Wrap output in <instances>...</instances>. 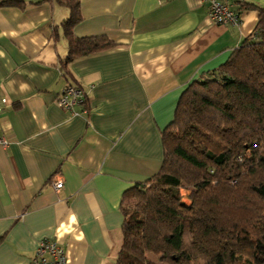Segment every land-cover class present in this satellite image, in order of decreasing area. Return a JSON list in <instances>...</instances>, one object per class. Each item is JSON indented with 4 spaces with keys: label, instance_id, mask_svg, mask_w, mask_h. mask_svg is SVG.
Returning <instances> with one entry per match:
<instances>
[{
    "label": "crops",
    "instance_id": "1",
    "mask_svg": "<svg viewBox=\"0 0 264 264\" xmlns=\"http://www.w3.org/2000/svg\"><path fill=\"white\" fill-rule=\"evenodd\" d=\"M22 1L0 8V137L11 141L0 147V264H32L44 240L62 245L67 264H115L124 193L160 172L183 92L254 33L259 12L233 26L204 0H80L74 35L116 46L70 62L68 80L69 10ZM70 83L86 94L77 114L57 103Z\"/></svg>",
    "mask_w": 264,
    "mask_h": 264
},
{
    "label": "trees",
    "instance_id": "2",
    "mask_svg": "<svg viewBox=\"0 0 264 264\" xmlns=\"http://www.w3.org/2000/svg\"><path fill=\"white\" fill-rule=\"evenodd\" d=\"M56 1L69 10L61 28L70 80V62L116 44L76 37L80 0ZM4 7L26 2L0 0ZM246 9L259 12L254 33L187 87L162 132L160 172L124 193L115 264H264V7L242 1Z\"/></svg>",
    "mask_w": 264,
    "mask_h": 264
},
{
    "label": "built area",
    "instance_id": "3",
    "mask_svg": "<svg viewBox=\"0 0 264 264\" xmlns=\"http://www.w3.org/2000/svg\"><path fill=\"white\" fill-rule=\"evenodd\" d=\"M204 1L209 3L210 16L217 24L237 26L241 23L242 11H239V5L243 0ZM85 97L86 94L82 88L68 85L58 97L57 103L59 107L77 114L75 108L84 104ZM10 144L8 136L0 137V147L7 148ZM54 187L59 191L63 187V181H56ZM67 262L66 250L62 245L50 240L42 241L32 258V264H67Z\"/></svg>",
    "mask_w": 264,
    "mask_h": 264
},
{
    "label": "rangeland",
    "instance_id": "4",
    "mask_svg": "<svg viewBox=\"0 0 264 264\" xmlns=\"http://www.w3.org/2000/svg\"><path fill=\"white\" fill-rule=\"evenodd\" d=\"M181 194H182V197H183V202H185L186 204H190V200H189V194H190V192L189 191H187V190H185V189H183L182 191H181Z\"/></svg>",
    "mask_w": 264,
    "mask_h": 264
},
{
    "label": "bare ground",
    "instance_id": "5",
    "mask_svg": "<svg viewBox=\"0 0 264 264\" xmlns=\"http://www.w3.org/2000/svg\"><path fill=\"white\" fill-rule=\"evenodd\" d=\"M190 202V201H189Z\"/></svg>",
    "mask_w": 264,
    "mask_h": 264
}]
</instances>
